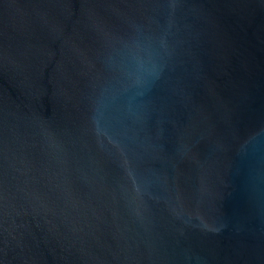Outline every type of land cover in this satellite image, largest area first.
<instances>
[{
  "label": "water",
  "instance_id": "obj_1",
  "mask_svg": "<svg viewBox=\"0 0 264 264\" xmlns=\"http://www.w3.org/2000/svg\"><path fill=\"white\" fill-rule=\"evenodd\" d=\"M0 264H264V0H0Z\"/></svg>",
  "mask_w": 264,
  "mask_h": 264
}]
</instances>
